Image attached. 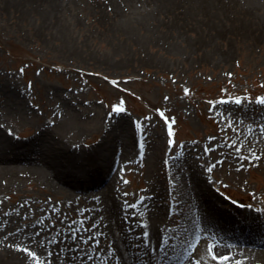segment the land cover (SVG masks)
Segmentation results:
<instances>
[{"label":"rangeland","instance_id":"374dc122","mask_svg":"<svg viewBox=\"0 0 264 264\" xmlns=\"http://www.w3.org/2000/svg\"><path fill=\"white\" fill-rule=\"evenodd\" d=\"M18 2L0 0V84L13 81L21 88V103L13 107L1 103L6 93L0 89V110L7 113L6 127L12 137L26 140L37 131V122L53 117L58 121L48 123L58 136L74 137L73 119L63 112L67 106L71 112H83V132L78 134L77 143L84 147L99 137L96 127L120 98L122 111L118 113L128 119L136 134L132 161L113 174L114 187L123 201L148 196L151 177L159 165L166 172L170 165L185 159L194 162L221 207L264 209V166L259 163L264 154L247 149L254 145L249 131L253 126L259 129L261 123L236 117L235 113L246 106L250 109L245 112L252 115L264 107L256 99L264 97V36L257 40L245 34H223L209 43L211 53L218 58L228 52V59L205 60L200 58L205 45L200 41L197 48L192 47L199 38L197 30H187L183 39L172 41L170 50L166 43L161 47L154 42L139 45L116 35L110 28L109 14L91 0H70L67 17L74 23L70 28L75 49L72 54L62 38L53 34L56 30L49 22L48 11L31 13L29 7ZM237 96L239 102L234 99ZM156 109L171 118L168 123L172 125L174 144L167 143L168 128ZM250 153L260 159H252ZM167 191L164 201L169 220L174 197L179 193L169 186ZM182 191L187 196L191 193L189 186ZM43 200L55 201V196L35 185L23 184L2 195L5 206L15 202L40 204ZM46 221L45 231L57 222ZM19 223L27 225L24 220ZM27 226L32 228L31 221ZM76 240L74 245L78 247L92 244L85 235ZM172 245L178 254L186 252L180 243ZM193 257L199 264H222L206 246Z\"/></svg>","mask_w":264,"mask_h":264},{"label":"bare ground","instance_id":"6f19581e","mask_svg":"<svg viewBox=\"0 0 264 264\" xmlns=\"http://www.w3.org/2000/svg\"><path fill=\"white\" fill-rule=\"evenodd\" d=\"M13 1H21L31 13H49V22L56 30L53 34L75 54L70 30L74 23L67 17L70 0ZM91 1L109 14L110 28L116 35L139 45L154 42L161 47L166 43L170 50L172 41H179L187 30H197L199 38L192 47L197 48L201 41L206 49L200 58L205 60L228 59V52L218 58L211 53L209 42L223 34H245L257 40L264 36V0ZM0 89L6 93L1 103L12 107L21 103V88L13 81L0 84ZM245 109L250 108L236 109V117L261 123L259 129L253 126L249 131L254 145L247 149L264 154V107L253 111L254 115H248ZM63 112L73 119L77 136H58L48 123L58 121L53 117L37 122V131L30 138L17 140L6 127L7 113L0 110V264H35L12 246L21 242L38 251L46 264H199L193 255L204 246L217 259L218 255L228 257L219 259L222 264H264V209L221 207L194 162L185 159L170 165L166 172L160 170L162 164L158 162L148 196L123 201L114 187L113 174L130 163L135 154L136 134L128 119L118 112L103 116L96 127L99 137L82 147L77 137L83 132V112H71L67 106ZM259 163L264 166V159ZM23 184L44 188L55 201L3 205L2 195ZM168 186L179 193L174 197L169 220L164 201ZM186 186L190 187L189 196L182 191ZM68 215L73 216L58 222ZM48 218L57 222L45 231ZM21 220L27 225L31 221L32 228L21 226ZM81 235L92 244L75 246L76 237ZM244 242L256 248H245L241 245ZM176 243L183 246L185 254H178L172 245Z\"/></svg>","mask_w":264,"mask_h":264},{"label":"snow or ice","instance_id":"6c2138e0","mask_svg":"<svg viewBox=\"0 0 264 264\" xmlns=\"http://www.w3.org/2000/svg\"><path fill=\"white\" fill-rule=\"evenodd\" d=\"M229 75H232L231 73H229ZM112 84H116L117 81L115 79H113L112 81ZM184 92L185 93H188L189 92V89L188 88H185L184 89ZM118 99V103L116 104H113L111 105V108H112V114H115L117 112H121L122 111V107H121V104L123 103V101L120 99V98H117ZM235 101L236 102H239L240 100V97L237 96V97H234ZM256 99L262 103H264V97H261V96H257ZM156 112L158 113L159 117L162 119V121L167 125V128H168V132H167V136L169 137V139L167 140V143L168 144H174V141L171 139L172 135H173V132H172V125L169 124V120L171 119L170 117H168L166 114H165V111L162 110V109H156ZM146 120L147 119H150L148 117L145 118ZM137 127H139V125H137ZM250 156L252 159L254 160H259L260 157L254 153H250ZM143 234V233H142ZM29 239H31L29 237ZM15 249H17L18 251L22 252V253H26L27 256H30L34 261H35V264H46V261L44 260H41L40 259V254L38 251L36 250H32V246L29 245V246H24L23 242L21 243H14L12 245ZM195 254V253H194ZM27 256L25 257L27 259ZM218 258L220 260H226L228 259V257L224 256V255H218Z\"/></svg>","mask_w":264,"mask_h":264}]
</instances>
